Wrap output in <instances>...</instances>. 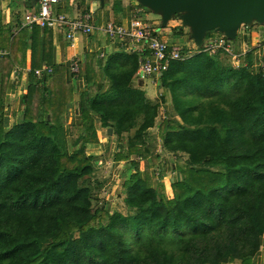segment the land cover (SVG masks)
I'll return each mask as SVG.
<instances>
[{
  "label": "trees",
  "instance_id": "16d2710c",
  "mask_svg": "<svg viewBox=\"0 0 264 264\" xmlns=\"http://www.w3.org/2000/svg\"><path fill=\"white\" fill-rule=\"evenodd\" d=\"M26 49L23 108L18 122L5 128L2 98L10 71L24 65ZM0 50V264H222L246 262L259 248L264 56L262 67L252 70L199 50L170 62L160 75L173 110L159 126L161 147L186 154L169 198L161 182L157 193L151 186L157 156L146 158L138 147L153 126L157 104L132 86L135 53H84L78 63L85 78L76 91L79 121L64 124L73 87L64 65L52 63L49 34L36 25L11 35L1 28ZM41 62L50 73L35 78L32 71ZM94 119L116 136L136 126L122 145L132 155L133 173L123 182L132 214L90 211L85 176L91 158L84 145L97 141Z\"/></svg>",
  "mask_w": 264,
  "mask_h": 264
},
{
  "label": "rangeland",
  "instance_id": "374dc122",
  "mask_svg": "<svg viewBox=\"0 0 264 264\" xmlns=\"http://www.w3.org/2000/svg\"><path fill=\"white\" fill-rule=\"evenodd\" d=\"M134 1L138 4V0ZM138 6L143 8L144 13L148 14V19L145 18L147 26L154 29L157 26L156 30H160L158 35L159 39L165 41L177 39L176 41L179 42L183 48H186L187 56L196 51L202 50L200 49V46H203L209 38L211 39L213 37L222 36L219 32L217 33L214 27V29H207L201 32L200 46L195 44L196 47L193 45L186 46L182 41V37L189 35V28L183 25L181 17L184 20H187L190 18V13H176L171 15L167 21L161 24V11H151L149 8L142 7L140 4ZM256 19L255 16L251 15L246 20L240 19L237 23L241 24L233 40H227L221 37L222 40L225 41L223 47H216L213 50L204 49V51L217 60V62L228 64L233 68L243 66L251 68L252 70H257L259 66L262 67V59L264 56V18L260 20ZM153 21L156 23L155 25L152 24ZM165 27L167 29L166 31H163L161 28ZM208 33L209 35L207 36ZM223 33L226 35L225 32ZM252 56H256L257 58L254 63L251 61ZM132 85L133 87L140 88L135 82H132ZM142 90L145 97H153L150 102L157 104V110L156 116L153 120V126L142 133L140 138L141 143L138 147L144 151L146 158L149 156H157L156 164L152 165L150 168L151 179L155 182V184H152L151 186L157 193L156 184L161 182L164 186L165 194L167 197L171 198L172 190L170 184L180 179L179 171L183 170L186 165V154L180 151L168 152L161 147L162 141L159 137V126L163 119L168 117L169 114H172L173 111L171 108L170 94L163 85L161 76H151L149 80H145ZM1 106V116L4 118L8 114V109H4L3 102L1 103ZM63 122L64 124L66 123L64 117ZM138 122L139 119H137V123ZM135 128L136 126L127 132H122L119 136L113 134L112 129L110 128L111 132L107 133L106 131V134L108 136L113 135L115 138V141H113L114 143L118 141V143L125 145L127 138L132 136ZM90 158L89 164L91 170L85 176L88 180L87 187L92 193L90 199V211L94 214H101L103 216L114 211L120 212L123 215L129 213L132 214L134 210L126 207L124 204L126 190L123 187V182H125L129 175L133 173V168H131L129 161V158H132V155L127 154L125 150H121L118 147L116 148V151L111 154L108 163L101 162L102 164L104 163L103 165L106 166L105 168H99L102 164L98 161H94L92 157ZM134 158L139 161V169L142 170V164L139 157L136 156ZM164 165H167V170L163 169ZM212 169L216 170L217 167L214 166ZM260 239V245H263L264 234Z\"/></svg>",
  "mask_w": 264,
  "mask_h": 264
},
{
  "label": "crops",
  "instance_id": "0c3cea01",
  "mask_svg": "<svg viewBox=\"0 0 264 264\" xmlns=\"http://www.w3.org/2000/svg\"><path fill=\"white\" fill-rule=\"evenodd\" d=\"M35 3L36 0H0V29L3 28L7 35L14 34L20 28H26V31L29 32L34 24L24 25L22 24V20L25 13L36 6ZM138 5L139 4H136L134 0H67L63 3L54 5L52 7V11L58 14L63 13L68 17L83 13L89 14L90 23L96 27L102 26L106 22H113L126 27L130 22L134 10H139V15L143 21H145V18L148 19V14L144 13L143 8ZM152 24L155 25L156 23L153 21ZM37 27L39 28L40 33L47 32L49 34L52 63L64 65L65 78L73 87V97L77 94L76 91L80 90L85 83L81 65H79V72L76 74H71L70 72V61L73 58L77 57L81 62L83 54L88 52L96 53L98 58H103L107 54L113 52H123L122 47L118 43L111 42L99 31L92 32L87 36L77 35L73 46H70L63 33L56 30V28ZM156 27L154 30H156ZM161 29L166 31L167 28L165 27ZM216 31L217 33H220V31ZM156 33L159 35L160 30H156ZM228 39L232 40L230 38ZM172 40L173 39H170L169 41ZM182 41L189 46L193 45V41L188 36L182 37ZM2 53H4V51L0 50V54ZM29 55V49H26L24 52V65L22 67H14L9 73V85L5 91L4 97L2 98L4 109H8V114L4 117L5 128H8L12 124L18 122L20 118V113L23 108L21 96L26 91L27 75L30 70ZM256 60V56H252L251 61L254 63ZM44 66L49 65L45 62H41L35 69H40ZM49 67L51 68V66ZM15 69L17 70L18 75H16L12 80L11 73ZM132 82H134V78ZM143 84L144 83L137 85L140 86L139 89L142 90ZM107 86L108 82L104 80L102 88L105 89ZM146 98L149 100L153 99V97L150 98L148 96H146ZM64 118L66 122L65 124H69L72 121L74 123L79 121L78 106L73 98L71 103L67 105ZM93 129L96 134L97 141L95 143H86L84 145L85 154L92 157L94 161H98L100 163L103 161L104 163H108L111 154L115 152L118 147L122 150L123 144L118 143V141L114 143L113 141H115V138L113 135L108 136L106 134V127H101L99 122L95 119L93 120ZM103 164L99 168H105L106 166ZM163 169L167 170V165H164ZM222 264H264V243L259 246L248 261L245 262L234 259Z\"/></svg>",
  "mask_w": 264,
  "mask_h": 264
},
{
  "label": "built area",
  "instance_id": "2783aa9c",
  "mask_svg": "<svg viewBox=\"0 0 264 264\" xmlns=\"http://www.w3.org/2000/svg\"><path fill=\"white\" fill-rule=\"evenodd\" d=\"M67 0H36L35 7L30 9L23 16L22 24L37 25L43 28L54 27L62 32L70 46H73L77 35L87 36L92 32L99 31L111 42L118 43L125 53L137 55V67L134 72V82L149 80L151 76H160L175 60H182L187 57L186 48L182 47L177 39L165 41L159 39L154 28L147 26L139 15V10H134L128 26H122L113 22H106L102 26H93L89 14L83 13L68 17L63 13H54L52 7ZM223 36L213 37L206 40L200 49L213 50L216 47H223L225 41ZM185 43V42H184ZM186 46H189L185 43ZM193 46L194 43H193ZM196 47V46H195ZM77 57L70 61V72L76 74L79 70ZM51 68L44 66L32 71L33 75L40 78L43 74L50 73ZM12 80L18 75L13 70Z\"/></svg>",
  "mask_w": 264,
  "mask_h": 264
},
{
  "label": "water",
  "instance_id": "95a60500",
  "mask_svg": "<svg viewBox=\"0 0 264 264\" xmlns=\"http://www.w3.org/2000/svg\"><path fill=\"white\" fill-rule=\"evenodd\" d=\"M138 4L151 11H161V24L176 13H190V18L181 17V21L189 28L188 36L197 46L201 44V32L212 26H218L233 40L240 19H248L250 15L258 20L264 18V0H138ZM77 99L75 94L73 100ZM110 132L107 128V133Z\"/></svg>",
  "mask_w": 264,
  "mask_h": 264
},
{
  "label": "bare ground",
  "instance_id": "6f19581e",
  "mask_svg": "<svg viewBox=\"0 0 264 264\" xmlns=\"http://www.w3.org/2000/svg\"><path fill=\"white\" fill-rule=\"evenodd\" d=\"M245 20H246V19H245ZM256 20H258V19H256ZM246 22H247V21H246ZM240 24H241V23H237L235 34H236V32H237V30H238ZM214 27H215V30H218V31H220V32H225L224 30L220 29L218 26H212V27L208 28V30H210V29H214ZM205 30H207V29H205ZM203 31H204V30H203ZM225 36H227V35H225Z\"/></svg>",
  "mask_w": 264,
  "mask_h": 264
}]
</instances>
